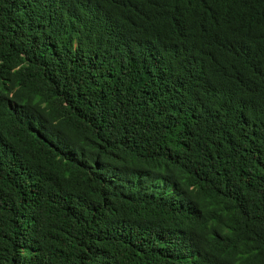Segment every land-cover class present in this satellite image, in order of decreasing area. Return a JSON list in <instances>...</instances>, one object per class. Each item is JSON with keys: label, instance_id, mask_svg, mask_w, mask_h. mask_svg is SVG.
<instances>
[{"label": "trees", "instance_id": "16d2710c", "mask_svg": "<svg viewBox=\"0 0 264 264\" xmlns=\"http://www.w3.org/2000/svg\"><path fill=\"white\" fill-rule=\"evenodd\" d=\"M0 264H264V0H0Z\"/></svg>", "mask_w": 264, "mask_h": 264}]
</instances>
